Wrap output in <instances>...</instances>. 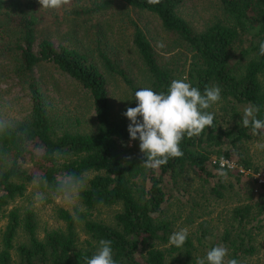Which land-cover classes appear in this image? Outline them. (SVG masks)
<instances>
[{
  "label": "trees",
  "instance_id": "1",
  "mask_svg": "<svg viewBox=\"0 0 264 264\" xmlns=\"http://www.w3.org/2000/svg\"><path fill=\"white\" fill-rule=\"evenodd\" d=\"M113 1L153 14L163 30L190 53L189 63H184L181 70L161 61L145 31L135 24L131 41L146 74L145 88L166 94L171 81L180 79L186 71L182 79L202 94L206 86L220 87L222 98L230 106L232 122L222 126L215 118L212 127L199 136L185 135L180 142L183 156L169 158L157 169L146 168L139 140H129V121L123 115L128 107L136 106V100L122 113L117 112L106 89L105 72L118 75L133 94L140 89L126 69L102 51L93 57L74 46L56 49L44 32L39 33L44 18L38 0H0V63L8 64V70L25 85L29 95V114L12 122L8 135L0 136V156L7 154L10 161L0 159V213L5 218L0 228V264H86L85 257L91 258L101 239L112 241L116 264H194L197 246H202L206 255L217 245L228 249L225 261L252 264V256L264 244V186L257 192L252 187L243 191L227 182L230 169L225 168L226 176H220V166L211 164V160L219 156L233 160L236 156L233 161L244 170H259L243 149V143L255 135L250 127L242 125L241 116L244 108L256 106V117L264 120V56L259 55V43L264 41V0H216L222 17L201 30L179 13L187 0H160L154 5L147 0H107L74 13L90 14ZM46 63L88 94L94 112V125L89 131L63 128L59 122L43 88L44 81L35 76L36 68ZM128 142L133 145L129 149L125 146ZM57 149L67 159L53 160L51 153ZM187 170L198 175L215 200L228 196L235 203L218 241L217 236L208 240L210 233L203 223L193 234L196 245L188 236L183 247L177 248L169 244L173 220L163 217L174 198L164 180L176 184ZM68 172L86 177L92 174L80 193L84 210H76L73 215L59 209L63 226L46 230L39 237L34 213L8 206L25 196L34 176L46 177L52 185ZM242 175H234L235 181ZM213 178L217 179L210 186ZM182 192L177 189V193ZM114 205H119V210L111 224L92 218L96 207ZM77 222H81L86 235L83 240L75 230ZM19 235L25 239L16 241Z\"/></svg>",
  "mask_w": 264,
  "mask_h": 264
},
{
  "label": "rangeland",
  "instance_id": "2",
  "mask_svg": "<svg viewBox=\"0 0 264 264\" xmlns=\"http://www.w3.org/2000/svg\"><path fill=\"white\" fill-rule=\"evenodd\" d=\"M107 0H69L68 4L59 9H45L40 6L43 21L39 24V33H45L54 47L61 46L78 47L87 50L93 57H97L98 51L104 52L111 59L116 61L121 67L126 69L135 85L145 88L146 74L141 60L132 44L131 35L134 25L142 28L152 44L155 46L158 57L163 62H168L171 66H181L190 61V53L177 41L175 36L165 32L160 25V21L151 13L134 9L124 3L113 1L104 9H98L90 14H75L74 11L82 8H95L97 5ZM179 13L187 19L197 30H201L205 25L222 17V10L216 0H187L179 8ZM43 33V34H44ZM37 43L35 44V46ZM37 49V46L35 47ZM184 66V68L186 67ZM8 64L0 63V116L9 118L11 122L23 120L29 114L28 89L12 75ZM186 71L183 72L185 77ZM107 77V93L117 112H123L134 100V94L122 82L116 74L105 72ZM35 76L41 77L44 81L43 88L47 97L52 101L54 112L62 124L63 128L89 131L94 123V112L90 105L88 94L76 82L69 77L60 74L51 64H41L35 70ZM230 106L222 98L213 104L209 111L215 114L219 124L226 126L232 122ZM129 149L133 145L131 142L125 144ZM243 149L250 156L253 165H258L259 170L264 172V136L255 135L251 140L243 143ZM243 149H241L243 151ZM131 151L129 154L133 153ZM236 160V156H233ZM237 166H239L237 164ZM210 170L212 168L209 166ZM250 171V170H249ZM248 171V173H249ZM231 174L226 176L227 182L235 187H241L243 191L252 187L254 192L260 189V185L254 178V173H243L238 182L234 175L237 170H230ZM92 174H89L90 177ZM213 178L210 186L216 181ZM164 183L174 194L172 204L165 212L167 219H171V233L179 231L181 228L188 230V236L194 239L196 230L200 224L205 225L210 233L208 240L217 236L219 240L223 228L229 222V210L234 205L235 199L227 196L223 200H215L208 191L206 185L202 186L198 175L187 170L176 184L165 179ZM177 189H182L181 194ZM44 191L47 200L37 205L33 200L35 191ZM78 206L72 208L54 193L48 190L37 189L33 184L27 188L25 196L18 198L8 206L19 208L20 212L31 210L35 215L37 224V235L42 237L46 230L62 227L63 221L58 217V210L64 209L75 213L76 210H84V206L79 198ZM119 210V205L98 206L92 211V218L111 224L113 214ZM5 218L0 213V228H3ZM75 230L79 240L86 238L81 222H77ZM171 235V234H170ZM25 237L17 236L16 241H22ZM195 262L198 258L205 256V249L197 246ZM179 258V256H177ZM252 264H264V244L259 253L251 258Z\"/></svg>",
  "mask_w": 264,
  "mask_h": 264
},
{
  "label": "clouds",
  "instance_id": "3",
  "mask_svg": "<svg viewBox=\"0 0 264 264\" xmlns=\"http://www.w3.org/2000/svg\"><path fill=\"white\" fill-rule=\"evenodd\" d=\"M45 9H59L68 4L69 0H38ZM149 4H158L160 0H147ZM259 55L264 56V41L259 43ZM135 107H128L123 113L129 124L127 131L129 140H139V149L143 154V164L146 168L157 169L166 164L169 158L184 155L180 148L181 140L199 136L207 127H212L215 114L207 111L213 104L221 100L219 86L205 87L203 94L197 87H193L185 79L173 80L164 92H155L151 88H140L134 93ZM259 108L248 106L244 108L241 116L242 125L251 128L254 135L264 131V120L256 117ZM13 129L9 118L0 116V136L8 135ZM37 156L41 155L39 152ZM51 158L57 162L67 159L60 150H54ZM5 162L10 163L7 154L0 156ZM126 159H131L127 157ZM227 162L221 161L218 175L226 176ZM32 184L39 189L43 186L72 208L78 206L80 193L88 184V177L75 172H68L56 179L50 185L46 177L34 176ZM44 191H35L33 200L37 205L47 200ZM188 238V230L181 228L171 233L169 244L177 248L183 247ZM111 240L101 239L98 250L91 256L85 257L86 264H116L113 259ZM228 249L223 245L212 247L204 257L198 258L196 264H238L235 259H228Z\"/></svg>",
  "mask_w": 264,
  "mask_h": 264
},
{
  "label": "built area",
  "instance_id": "4",
  "mask_svg": "<svg viewBox=\"0 0 264 264\" xmlns=\"http://www.w3.org/2000/svg\"><path fill=\"white\" fill-rule=\"evenodd\" d=\"M222 160L227 162L225 168H228L230 170H237L239 173H248L247 170H244L242 167L237 166V164L233 160L225 158L224 156L212 158L211 164L221 166ZM254 178L257 180L260 186H264V172L254 173Z\"/></svg>",
  "mask_w": 264,
  "mask_h": 264
}]
</instances>
